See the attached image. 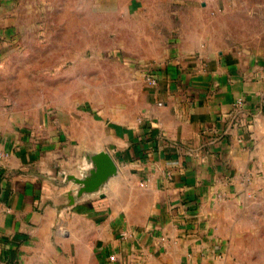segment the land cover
I'll return each mask as SVG.
<instances>
[{"label": "crops", "instance_id": "1", "mask_svg": "<svg viewBox=\"0 0 264 264\" xmlns=\"http://www.w3.org/2000/svg\"><path fill=\"white\" fill-rule=\"evenodd\" d=\"M168 1L0 0V264H264V39ZM30 32L55 49L48 75L4 69ZM90 32L113 54L74 52ZM98 147L120 168L107 196L58 209L66 187L41 174Z\"/></svg>", "mask_w": 264, "mask_h": 264}, {"label": "rangeland", "instance_id": "2", "mask_svg": "<svg viewBox=\"0 0 264 264\" xmlns=\"http://www.w3.org/2000/svg\"><path fill=\"white\" fill-rule=\"evenodd\" d=\"M254 1V0H253ZM264 1V0H263ZM169 6L173 8L180 7L181 1L179 0H169L168 1ZM213 3L216 4V8H211L213 7ZM184 6H189L192 7H204L202 4L205 6L209 5V8L212 9V12L215 13L213 16L215 17V22H216V27L218 28V31L224 30V25L225 23L229 20H233L234 22L238 23L237 27L235 28V31L237 34L240 36H247L250 34V32L256 34V31L259 30L261 33V36L264 39V32L261 28V25L264 24V15L260 17H242L241 15H233V16H226L225 15V0H185ZM92 8V6H90ZM4 18V17H3ZM10 18V17H9ZM237 20V21H236ZM243 23V25H241ZM28 37H26L25 42L21 43L18 45L17 42L11 43L12 45H4V52L7 54L8 57L11 58L10 62L12 59H14L15 63L6 66L4 69L9 70V71H17V75H31L33 73L35 74H40V75H48V68L51 66L54 68L56 65L52 64V59L57 56L55 53L54 48H50V42L44 43L41 45L42 47H39L38 39L34 37L33 33H27ZM77 38H74V41L76 43H79L81 40L78 38L80 37V33H76ZM4 39L0 37V48L1 47V42ZM101 33L95 32L89 33V38H88V44L89 47L86 49H81L80 47H73L74 52H79L82 51L83 55L87 57H92V56H97V55H112L113 50H108L104 49L103 47L100 48H94L92 47V44L101 42ZM16 41V40H15ZM106 42V40H103ZM54 42H52L53 44ZM7 46V47H6ZM2 49V51H3ZM65 48L63 49H58V52H64ZM120 55H123L120 53ZM124 56V55H123ZM27 58V59H23ZM20 59L22 62L21 64L17 62V60ZM40 60V61H39ZM9 62V63H10ZM97 65L96 64H89L90 68H95ZM139 67V65H138ZM54 71V70H52ZM25 78V76H24ZM90 81L96 83L97 82V75L96 73H93L90 75ZM103 82V80H101ZM110 95L112 91L110 90L108 92ZM249 183H256V178L254 176L251 177V179L248 181Z\"/></svg>", "mask_w": 264, "mask_h": 264}, {"label": "water", "instance_id": "3", "mask_svg": "<svg viewBox=\"0 0 264 264\" xmlns=\"http://www.w3.org/2000/svg\"><path fill=\"white\" fill-rule=\"evenodd\" d=\"M119 174V164L110 150L98 147L85 148L77 163H56L53 170L41 176L59 187H66L57 206L62 209L96 197H106Z\"/></svg>", "mask_w": 264, "mask_h": 264}, {"label": "built area", "instance_id": "4", "mask_svg": "<svg viewBox=\"0 0 264 264\" xmlns=\"http://www.w3.org/2000/svg\"><path fill=\"white\" fill-rule=\"evenodd\" d=\"M139 68L143 71L144 73V77H145V81L150 84V85H155L157 83V76L155 75L154 72V65L152 63H144L139 65ZM244 104V101L242 98H238L236 99V101L234 102V105L236 107V109H241L242 106ZM239 114L235 119H234V124L235 125H244L243 121H244V113H241L239 111ZM244 139L242 137H240L239 141H243ZM111 259H115L114 256H110Z\"/></svg>", "mask_w": 264, "mask_h": 264}]
</instances>
